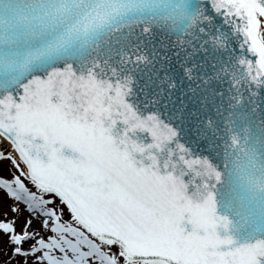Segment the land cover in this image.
<instances>
[{
  "label": "snow or ice",
  "instance_id": "6c2138e0",
  "mask_svg": "<svg viewBox=\"0 0 264 264\" xmlns=\"http://www.w3.org/2000/svg\"><path fill=\"white\" fill-rule=\"evenodd\" d=\"M201 34L205 45L223 36L264 68V0H207ZM105 63L104 69L69 65L23 82H0V138L10 148L0 150V158L11 163L10 175H0V190L13 201L11 217L0 213V236L11 245L10 259L261 264L264 239L237 243L211 199L196 198L190 150L163 114L148 110L166 89L171 96L178 72L181 81L196 79L195 64L185 59L178 70L157 69L164 74L142 108L133 84L154 63L144 42L137 38ZM21 204L28 213L22 221Z\"/></svg>",
  "mask_w": 264,
  "mask_h": 264
},
{
  "label": "water",
  "instance_id": "95a60500",
  "mask_svg": "<svg viewBox=\"0 0 264 264\" xmlns=\"http://www.w3.org/2000/svg\"><path fill=\"white\" fill-rule=\"evenodd\" d=\"M204 3L207 6V0H0V11L13 9L0 15V82H23L69 65L77 71L104 69L106 61L113 63L116 53L140 38L154 60L136 74L133 84V96L143 108L164 74L157 69L178 70L185 59L195 64L196 79L181 81L183 73L178 72L171 96L166 89L148 110L163 114L190 150L186 155L196 198L211 199L215 215L224 218L234 240L249 242L264 238V68L223 36L204 44ZM24 6L54 12L38 20L34 11L28 18L22 15ZM208 14L223 32L219 16L210 8Z\"/></svg>",
  "mask_w": 264,
  "mask_h": 264
},
{
  "label": "rangeland",
  "instance_id": "374dc122",
  "mask_svg": "<svg viewBox=\"0 0 264 264\" xmlns=\"http://www.w3.org/2000/svg\"><path fill=\"white\" fill-rule=\"evenodd\" d=\"M0 150H3L5 152L8 151L7 147L5 146L4 142L0 139ZM11 168V163L7 159L0 158V175H3L5 177H8L10 175L9 169ZM12 171H15V169H12ZM25 183H28L25 181ZM31 187V185H28ZM34 190V189H33ZM13 201L6 197L3 190H0V213H3L5 211H8V206L12 204ZM20 221L23 220L25 216L28 215L27 212L24 211V206L20 205ZM13 213L8 211V216L11 217ZM64 219H69V213L67 209L65 208L63 213ZM19 224V221H18ZM12 253H11V245L7 243L6 238L0 236V264H19L21 257H16L15 259H10Z\"/></svg>",
  "mask_w": 264,
  "mask_h": 264
}]
</instances>
